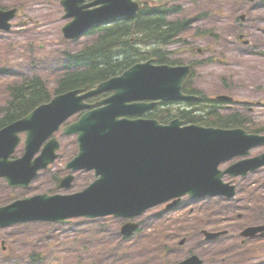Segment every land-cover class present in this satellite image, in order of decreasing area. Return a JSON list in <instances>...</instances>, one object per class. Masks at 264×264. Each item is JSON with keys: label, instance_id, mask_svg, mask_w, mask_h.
<instances>
[{"label": "rangeland", "instance_id": "1", "mask_svg": "<svg viewBox=\"0 0 264 264\" xmlns=\"http://www.w3.org/2000/svg\"><path fill=\"white\" fill-rule=\"evenodd\" d=\"M60 2L0 1V8L18 7L20 10L12 21V29L0 31V81L40 78L53 92L57 78L66 70V60L92 42L94 35L75 41L64 39L62 28L69 20L63 19L65 12ZM174 2L181 8L177 19L191 24L179 43L162 49L166 55L165 64L196 63V75L191 83L200 94L207 100L229 95L237 101L235 104L220 103L218 113L241 117L264 132V2ZM242 35L243 40L240 39ZM2 90L0 107L4 103ZM186 105H161L159 112L166 114L167 123L179 117L182 111L192 110L193 107ZM59 142L62 146L59 161L53 168L39 173L29 189H11L0 180V206L45 193L73 194L95 180L93 172L72 173L65 169L66 163L78 154L77 137H60ZM261 152L264 149H255L251 155ZM22 153L23 146H20L15 156L19 158ZM71 173L75 176L72 189L58 190L60 180ZM253 176L255 179L249 182ZM238 184L240 195L233 202L185 198L168 212H163L162 207L151 209L134 219L139 228L130 238L120 233V228L128 221L123 219L75 220L69 224L35 222L8 227L0 230V264H49L63 262V259L64 263L54 264H135L143 259L142 264H177L192 255L200 257L204 264H264V235L254 239L241 236L249 227L264 225V169ZM202 230H226L229 234L207 242ZM148 235L155 238L151 242L153 248L149 246ZM183 238L188 241L181 247L178 243ZM68 241H77L80 245ZM61 243L75 248L61 250ZM141 244L151 250L141 248ZM4 247L8 250V258H5Z\"/></svg>", "mask_w": 264, "mask_h": 264}, {"label": "water", "instance_id": "2", "mask_svg": "<svg viewBox=\"0 0 264 264\" xmlns=\"http://www.w3.org/2000/svg\"><path fill=\"white\" fill-rule=\"evenodd\" d=\"M255 2L257 0H248ZM64 19H72L62 30L67 40H75L94 26L116 18L133 17L140 10L135 0H61ZM17 9L0 10V30L9 31ZM154 60L140 63L119 77L101 83L84 93L76 90L56 96L25 119L0 131V178L13 188H28L37 173L53 164L60 145L52 139L37 159L35 155L64 122L77 112L85 113L67 126L63 135H77L80 152L69 165L73 171L95 170L97 180L84 192L39 195L0 208V228L25 222L66 223L77 217L109 215L133 217L148 208L190 195L234 193L222 183L225 174L246 175L264 166V155L221 172L220 163L264 144V136L248 135L241 129L222 130L197 125L184 126L179 119L162 125L153 119H130L153 109L146 101H190L182 93L188 67L157 66ZM105 92L113 94L94 105L85 101ZM220 100H228L220 97ZM123 117V119H121ZM26 133V154L10 160ZM74 178L63 180L59 188L70 189ZM136 225L123 228L131 235ZM258 229L249 230L253 235ZM253 233V234H251ZM221 234H206L208 240ZM184 243V242H183ZM182 243V244H183ZM182 264H202L193 257Z\"/></svg>", "mask_w": 264, "mask_h": 264}, {"label": "trees", "instance_id": "3", "mask_svg": "<svg viewBox=\"0 0 264 264\" xmlns=\"http://www.w3.org/2000/svg\"><path fill=\"white\" fill-rule=\"evenodd\" d=\"M180 11L174 0H146L142 10L134 17L94 27L86 35H94L95 38L66 60V70L57 78L53 93L40 78H21L19 82L6 83L3 91L5 100L0 107V129L49 102L53 94L89 90L151 56L160 63L166 62L161 47L179 43L181 35L190 25L186 20L177 19ZM189 103L193 111L180 113V117L188 123L224 128L247 124L241 117L219 114L216 101L200 97ZM165 117L158 116L163 121ZM249 127L261 131L257 126L249 124Z\"/></svg>", "mask_w": 264, "mask_h": 264}, {"label": "flooded vegetation", "instance_id": "4", "mask_svg": "<svg viewBox=\"0 0 264 264\" xmlns=\"http://www.w3.org/2000/svg\"><path fill=\"white\" fill-rule=\"evenodd\" d=\"M166 62H167V61H166ZM157 63L160 64V62H159L158 60H157ZM163 63H165V62H163ZM193 64H194V62L190 63V65H193ZM191 81H192V80H189V81L187 80L186 83H185V87H184V88H185L186 92H188V93L191 92V93H193V94L195 93L196 95L199 96V98H200V97L205 98V97L203 96V94H200V95L198 94V90H197V88L194 87V85L191 83ZM198 100H199V99H198ZM194 101H197V100H194ZM190 102H192V101H190ZM229 102H230V101H224V100H221V103H222V104H226V103L229 104ZM161 104H163V103H161ZM167 104L169 105V104H172V103H167ZM180 104H184V105L187 104L189 107H191V106L189 105V104H190L189 102H188V103L180 102ZM218 104H220V103H218ZM158 105H159V104H158ZM187 105H186V106H187ZM194 108H195V107H194ZM191 111H193V108H192Z\"/></svg>", "mask_w": 264, "mask_h": 264}]
</instances>
